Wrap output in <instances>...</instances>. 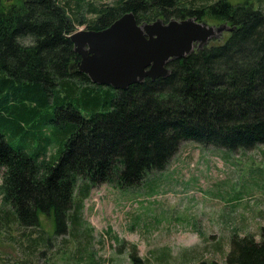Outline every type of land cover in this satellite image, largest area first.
Listing matches in <instances>:
<instances>
[{
    "label": "trees",
    "instance_id": "1",
    "mask_svg": "<svg viewBox=\"0 0 264 264\" xmlns=\"http://www.w3.org/2000/svg\"><path fill=\"white\" fill-rule=\"evenodd\" d=\"M9 1L0 0V194L20 225L42 227L45 215L53 234H66L80 183L79 202L92 186L139 187L183 141L235 151L264 145V0ZM126 12L140 23L213 18L234 30L169 61L166 77L110 92L77 70L70 36ZM28 121L38 123L31 136L11 147ZM48 123L58 126L40 133L36 147L31 140ZM54 135L63 138L51 147ZM243 229L232 234L224 263L197 264H264V225L260 239ZM41 237L32 242L52 239Z\"/></svg>",
    "mask_w": 264,
    "mask_h": 264
},
{
    "label": "rangeland",
    "instance_id": "2",
    "mask_svg": "<svg viewBox=\"0 0 264 264\" xmlns=\"http://www.w3.org/2000/svg\"><path fill=\"white\" fill-rule=\"evenodd\" d=\"M254 7L260 5L255 2ZM204 21L218 27L226 23ZM229 32L223 30L210 42L224 41ZM27 123L11 137V147L21 148L31 134L29 128L38 124ZM56 126L48 123L41 132L39 128L31 142L39 146L40 133L52 135ZM57 135L51 147L58 137L62 140ZM80 185L71 206L74 222L66 234H53V221L45 215L40 218L42 227L20 225L0 194V264H87L92 258L102 264L224 263L234 232L242 236L244 228L260 239L264 225V145L260 144L235 151L183 141L165 170L149 173L139 187L96 185L79 202ZM40 230L45 240L52 237L49 244L32 242Z\"/></svg>",
    "mask_w": 264,
    "mask_h": 264
},
{
    "label": "water",
    "instance_id": "3",
    "mask_svg": "<svg viewBox=\"0 0 264 264\" xmlns=\"http://www.w3.org/2000/svg\"><path fill=\"white\" fill-rule=\"evenodd\" d=\"M223 30L234 29L226 23L208 25L194 17L140 23L126 12L109 27L77 29L70 41L81 58L77 70L97 86L125 90L145 78L166 77L169 61L185 58L197 45H208Z\"/></svg>",
    "mask_w": 264,
    "mask_h": 264
},
{
    "label": "flooded vegetation",
    "instance_id": "4",
    "mask_svg": "<svg viewBox=\"0 0 264 264\" xmlns=\"http://www.w3.org/2000/svg\"><path fill=\"white\" fill-rule=\"evenodd\" d=\"M196 48H198V45H197V47Z\"/></svg>",
    "mask_w": 264,
    "mask_h": 264
}]
</instances>
